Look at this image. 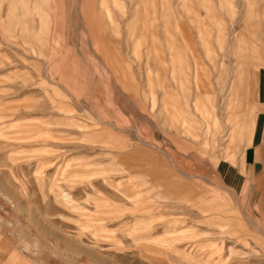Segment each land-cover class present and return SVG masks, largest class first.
Returning <instances> with one entry per match:
<instances>
[{"label":"rangeland","instance_id":"rangeland-1","mask_svg":"<svg viewBox=\"0 0 264 264\" xmlns=\"http://www.w3.org/2000/svg\"><path fill=\"white\" fill-rule=\"evenodd\" d=\"M259 134L264 0H0V264H264Z\"/></svg>","mask_w":264,"mask_h":264},{"label":"crops","instance_id":"crops-1","mask_svg":"<svg viewBox=\"0 0 264 264\" xmlns=\"http://www.w3.org/2000/svg\"><path fill=\"white\" fill-rule=\"evenodd\" d=\"M243 163L251 170V179L257 181L259 204H261L264 209V139L260 138V134L253 145L245 149L243 153Z\"/></svg>","mask_w":264,"mask_h":264}]
</instances>
